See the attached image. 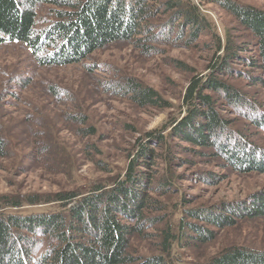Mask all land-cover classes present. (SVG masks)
<instances>
[{"label": "rangeland", "instance_id": "obj_1", "mask_svg": "<svg viewBox=\"0 0 264 264\" xmlns=\"http://www.w3.org/2000/svg\"><path fill=\"white\" fill-rule=\"evenodd\" d=\"M193 1L200 3L214 29L198 32L194 39L191 28L182 31L181 22H175L169 38L152 42L141 35L142 41L139 37L112 42L68 65L40 64L25 43L0 44V136L7 144L0 156V201L8 197L24 203L8 211L54 212L58 202L47 201L58 192L84 196L95 184L111 187L116 177H126L137 149L152 143L148 134L166 125H170L166 142L150 146L157 157L136 165L152 184L146 195L154 201L146 212L155 223L146 225L145 235L132 237L131 253L157 254L165 228L178 233L183 219L199 223L188 218V209L247 202L264 191V172L241 171L214 146H195L168 135L173 120L180 121L186 112L184 96L191 80L212 72L216 36L223 41L228 33L236 41L251 36L219 4ZM236 1L264 10V0ZM61 3L41 4L38 26L55 20L57 10L63 9ZM157 5L160 12L153 23L158 28L172 25L169 14ZM171 27L161 32L169 36ZM235 66L240 70L221 77L249 94L264 111V85L242 75V71L255 70ZM132 83L152 88L161 100L156 104L140 100ZM215 97L222 102L219 112L232 121L231 128L264 153V127L237 114L220 95ZM165 176L173 181L166 189L159 185ZM31 198L39 203L31 204ZM208 227L217 231L213 240L186 237L173 243L169 256L176 264H204L235 246L264 251V216L239 218L235 225L222 228Z\"/></svg>", "mask_w": 264, "mask_h": 264}, {"label": "trees", "instance_id": "obj_2", "mask_svg": "<svg viewBox=\"0 0 264 264\" xmlns=\"http://www.w3.org/2000/svg\"><path fill=\"white\" fill-rule=\"evenodd\" d=\"M204 1L219 4L251 36L249 40L236 41L228 33L223 41L214 32L217 55L211 64L212 72L191 80L184 96L186 112L180 121L173 120L168 135L195 146H214L241 171L264 172V153L253 149L239 131L231 128L232 121L219 112L222 102L215 97L220 95L224 104L233 107L237 114L264 127L262 105L221 77L225 72L240 70L235 69V64H242L255 70L242 71V75L253 84L264 85V10L236 0ZM56 2H62L63 9L57 10L55 20L38 26V7ZM157 2L169 14L173 26L158 28L153 23L156 12H160ZM207 17L200 3L193 0H0V44L25 43L40 64L68 65L86 59L112 42L134 40L141 35L152 42L163 40L162 36L169 38L175 22H181L182 31L191 28L190 36L194 39L198 32L214 30ZM169 27V36L161 32ZM142 40L140 37L139 41ZM131 86L140 100L153 104L161 100L152 88L137 83ZM169 127L148 134L152 143H144L137 149L126 177H116L111 187L98 183L84 196L72 191L56 193L54 200L47 202H58L57 211H8L24 203L4 197V203L0 201V264H176L169 256L175 241L189 237L208 242L217 234L209 225L222 228L235 225L239 218L264 216V191L247 202L191 208L187 210L188 218L199 223L183 219L178 233L170 226L165 228L162 249L157 254L131 253L132 237L145 235L146 225L155 223L146 212L154 201L146 195L152 184L136 165L140 162L143 166L146 160L157 157L150 146L164 144ZM6 146L0 136V156ZM171 179L165 176L159 185L166 189L173 184ZM30 203L39 202L31 198ZM204 264H264V251L235 246Z\"/></svg>", "mask_w": 264, "mask_h": 264}]
</instances>
